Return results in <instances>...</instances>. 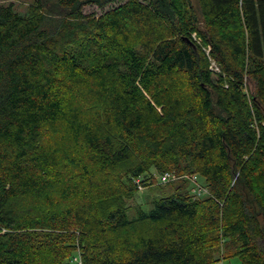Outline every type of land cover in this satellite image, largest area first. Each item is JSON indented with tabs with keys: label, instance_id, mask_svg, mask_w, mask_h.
I'll return each mask as SVG.
<instances>
[{
	"label": "trees",
	"instance_id": "1",
	"mask_svg": "<svg viewBox=\"0 0 264 264\" xmlns=\"http://www.w3.org/2000/svg\"><path fill=\"white\" fill-rule=\"evenodd\" d=\"M234 256L264 264V0L0 4V264Z\"/></svg>",
	"mask_w": 264,
	"mask_h": 264
},
{
	"label": "rangeland",
	"instance_id": "2",
	"mask_svg": "<svg viewBox=\"0 0 264 264\" xmlns=\"http://www.w3.org/2000/svg\"><path fill=\"white\" fill-rule=\"evenodd\" d=\"M32 2V0H0V4H10L13 3L15 9L17 11H19L20 13H24L28 7V5ZM120 2H110L105 6H100L97 4H86L83 7V13L85 15H95V16H99L102 13L106 12L107 10L117 6ZM215 63V62H213ZM215 65V64H213ZM217 68V66H216ZM147 98L150 99V101L152 102V104L154 105V107L157 109V111L161 110L160 106H157L150 98V96L148 94H146ZM156 182L154 183V185L152 186H148L145 187L143 190H139V192L137 193L136 196V200H135V204L138 203L142 206L143 209H145L146 211L151 210L154 207V203L152 202V200L158 196H162V195H167L169 194L174 186V183H165V184H161L159 183L157 177H156ZM197 181L199 184H201L202 186H205L203 183V179L202 178H197ZM190 188L191 191L194 193L196 185L194 183L191 182L190 184ZM129 215L131 217L136 215V209L135 208H131L129 210ZM224 264H243L242 260L239 257H230L227 259H224Z\"/></svg>",
	"mask_w": 264,
	"mask_h": 264
},
{
	"label": "built area",
	"instance_id": "3",
	"mask_svg": "<svg viewBox=\"0 0 264 264\" xmlns=\"http://www.w3.org/2000/svg\"><path fill=\"white\" fill-rule=\"evenodd\" d=\"M174 175L170 174L169 172H164L159 174V181L160 183H167L170 179H173ZM197 176H193L192 180L195 182L196 188H195V193L198 195H203L208 193V189L202 185H200L197 181ZM136 182L138 183V187L140 190H143L145 186L141 182V178H137ZM75 261H78L81 263L80 257L77 255L74 257ZM216 264H224V260L218 261Z\"/></svg>",
	"mask_w": 264,
	"mask_h": 264
}]
</instances>
